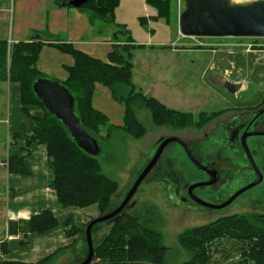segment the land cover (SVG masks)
<instances>
[{
  "label": "rangeland",
  "instance_id": "rangeland-1",
  "mask_svg": "<svg viewBox=\"0 0 264 264\" xmlns=\"http://www.w3.org/2000/svg\"><path fill=\"white\" fill-rule=\"evenodd\" d=\"M120 1L117 15L121 20L126 19L127 28L136 40L145 41L148 36L156 35L153 39L166 44L171 39L173 29L177 34L176 42L164 47L171 48L175 53L164 51L158 53L157 60H153V55H139L138 52L141 51H137L134 52L132 61L133 70L137 73V89L157 99L167 108L181 113V119L174 126H158L152 121L150 111L141 108L137 118L139 117L147 131L142 138L134 139L123 130H111V135L108 129L98 131L96 135L102 146V153L97 159L102 172L118 182L111 206L127 190L133 174L145 164L161 138L178 137L190 144L198 143L204 140L206 134L215 132L220 121L226 122L234 114L264 107V39L184 37L179 32V17L186 7L184 0H167L164 13L169 18L158 19L159 21L147 18V25L141 26L139 18L158 14L155 7L147 0ZM0 3L8 6L10 1L0 0ZM159 6L162 9L163 4ZM88 10L99 28L113 25L109 23L110 9L103 16L107 19ZM114 34L117 36V29H114ZM118 37V41L123 43L121 45L132 47L126 33H120ZM40 75L48 78L41 72ZM221 78L249 82L250 88L243 94V98H236L218 85ZM10 89L9 83L0 81V119H7L9 110L15 111V101ZM0 130H6L5 125L4 129L0 125ZM5 145L4 138L0 140V157ZM218 165L222 170L228 168L226 163ZM184 166L185 160L180 158L173 165L172 171L149 175L125 211L128 218H136L142 227L159 233V241L166 248L161 264H255L258 259L252 254V247L239 240L229 239L225 234L220 238H213L204 247L187 243L193 238L197 242L206 235L209 236L213 232L210 226H222L226 218L237 217L230 222L235 224L240 221L239 223L247 226L225 227L228 232L238 234L246 228L263 231L264 212L254 210L250 200H240L242 202L239 206L225 215L185 211L171 205L162 179L174 174L192 181L187 178ZM195 178L199 177L195 175ZM88 221L90 220L85 223ZM112 224L106 225L94 235L95 243L109 233ZM70 260L68 257L49 264H72ZM93 264H106V261L97 259Z\"/></svg>",
  "mask_w": 264,
  "mask_h": 264
},
{
  "label": "trees",
  "instance_id": "trees-1",
  "mask_svg": "<svg viewBox=\"0 0 264 264\" xmlns=\"http://www.w3.org/2000/svg\"><path fill=\"white\" fill-rule=\"evenodd\" d=\"M53 2L59 7H72L63 5L68 0H53ZM147 2L153 5L158 12L149 19L157 21L169 18L164 13L167 0H147ZM162 4L161 9L159 5ZM119 6L120 0H89L79 9L89 13L91 12L88 9H91L103 19H107L106 16L105 18L103 16L106 10L110 9L111 20L109 23L114 24L115 12ZM146 21V17L139 18L141 26L145 25ZM120 33H126L132 42L128 30L117 29L116 38H119ZM38 39L34 37L29 42L9 44L7 40L0 38V81H10L20 85L21 103L24 106L22 110L33 132L28 144L39 142L47 146L48 165L53 173L51 188L56 191L60 206L62 208H84L96 204L100 210V216H102L109 211L112 197L118 189V182L102 172L97 157L84 152L68 134L63 123L52 116L34 94L33 83L43 77L37 68V62L45 44ZM130 44H132L130 48L121 44L115 46L109 55L112 64H106L70 47L56 45L75 59L74 66L67 68L69 73L67 81L61 83L74 96L76 114L86 131L97 140L96 134L102 128L110 130L109 135H111V130L115 129L109 125L106 116L96 111L92 106V97L97 82L109 88L114 99L125 107L122 129L134 139L142 138L147 132L146 127L137 118V111L141 108L150 111L152 121L158 126L166 124L174 126V123L181 119V113L167 108L157 99L147 96L137 89L133 79L132 59L138 47L133 43ZM31 105L40 107L44 114L42 116L31 115L27 109V106ZM24 160V155L10 157L9 171L26 174ZM235 218L237 217L232 219ZM232 219H224L222 226L214 228L210 226L213 232L209 236L206 235L197 242H194L196 240L193 238L187 243L204 247L213 238H220L225 234L224 236L229 239L239 240L251 246L252 254L258 259L255 264H264V230L246 228L238 234L228 232L225 227L246 226L244 223H239L240 221L235 224L230 222ZM90 221L80 223L74 217L67 218L63 223L66 236L68 238L76 237L77 240L82 239ZM58 223L52 212L44 211L29 220L28 229L32 233L44 234L57 227ZM159 239V233L151 228L142 227L136 218H128L125 213L112 224L109 233L102 240L98 243L94 241L93 262L102 259L106 261V264H161L166 248ZM0 253L6 256L8 253L6 244H0ZM52 256L53 254L35 264H49ZM0 263L12 264L4 259H0Z\"/></svg>",
  "mask_w": 264,
  "mask_h": 264
},
{
  "label": "crops",
  "instance_id": "crops-1",
  "mask_svg": "<svg viewBox=\"0 0 264 264\" xmlns=\"http://www.w3.org/2000/svg\"><path fill=\"white\" fill-rule=\"evenodd\" d=\"M9 1L8 6L0 3V38L7 40L9 44L39 38L45 45L40 53L38 70L44 76L60 82L67 81V68L74 66L75 59L56 45L70 47L106 64H112L109 55L115 46L123 44L116 38L114 29H126L131 35L126 19L121 20L117 12L115 23L101 29L89 12L74 7H59L53 0ZM152 16L154 15L146 18ZM155 36L138 41L131 35V43L138 47L135 52L141 51L138 52L139 55L151 54L153 60H157L158 53L164 51L175 53L171 48H164L176 42L178 36L174 29L166 44L153 39ZM133 79L136 84L138 80L135 69ZM6 83L11 88L15 111L9 110L7 119H0L2 128L4 129V125L6 127V130H0V140L6 139L0 162L7 164H0V244H6L8 249L4 260L12 264H35L53 254L50 263L68 257L72 264L80 263L85 256V248L81 239L66 236L63 223L69 217L85 223L86 220L100 217V210L96 204L84 208L60 206L57 193L51 188L53 173L48 165L47 146L39 142L28 144L33 132L22 110L24 106L21 103L20 85L10 81ZM92 106L106 116L109 125L116 130H123L125 107L114 99L109 88L96 84ZM27 109L33 116L44 114L36 105L27 106ZM138 113L139 110L137 116ZM20 155L25 156L27 173H11L8 168L9 159ZM44 211L54 214L59 222L58 226L44 234L30 232L29 220Z\"/></svg>",
  "mask_w": 264,
  "mask_h": 264
},
{
  "label": "water",
  "instance_id": "water-1",
  "mask_svg": "<svg viewBox=\"0 0 264 264\" xmlns=\"http://www.w3.org/2000/svg\"><path fill=\"white\" fill-rule=\"evenodd\" d=\"M89 0H68L63 5L81 8ZM185 10L179 17V32L184 37L205 38H236V39H264V0H184ZM219 86L228 94L239 98L249 88V82L235 81L221 78ZM33 92L44 105L46 110L63 123L68 134L77 145L91 156L97 157L102 153L100 142L86 131L80 118L76 114V101L69 90L60 82L52 78H39L33 83ZM257 136H264L260 133ZM177 144L183 151L184 160L193 165L197 171L192 175L199 178L188 189L190 198L205 208H214L228 212L235 208L240 200L251 198L253 203L264 201V173L258 168L252 154L250 142L242 138L241 147L248 163L252 166V175H240L239 179L225 189L226 197L216 205L207 202L193 192L202 188H211L217 183L218 175L209 170L193 156L190 147L178 137L161 138L155 145L151 156L145 164L134 173L127 190L123 193L109 211L87 225L81 242L85 248V256L80 263L92 264L95 254L94 235L106 225L112 224L125 214L126 208L136 195L139 187L149 175L158 172V163L168 145ZM264 159V150L260 155ZM261 169L264 163L260 165ZM193 168V167H192ZM202 172L209 180H205ZM218 194V193H216ZM214 197L215 193L213 194ZM220 200V199H219ZM257 205V204H256ZM1 264V263H0ZM76 264V263H73Z\"/></svg>",
  "mask_w": 264,
  "mask_h": 264
},
{
  "label": "flooded vegetation",
  "instance_id": "flooded-vegetation-1",
  "mask_svg": "<svg viewBox=\"0 0 264 264\" xmlns=\"http://www.w3.org/2000/svg\"><path fill=\"white\" fill-rule=\"evenodd\" d=\"M240 97L243 98L244 95ZM260 133H264V107L252 112L234 114L226 122L220 121L217 130L212 134H206L204 140L201 142L190 144L181 139L190 147L196 160L208 167L209 170L215 171V175H218L217 183L211 188H202L193 193L207 202L218 205L221 203V200L226 197L225 189L227 186L230 187L233 185V183L239 179L240 175H252L254 173L241 147L243 137H246V140L250 142L252 154L256 159L258 168L264 173V167H262V169L260 167L261 163H264V159H261L260 156L264 150V136H257ZM182 157H185V155L183 149L179 145H168L158 163L160 167L155 175L165 170L172 171L173 165ZM218 163H226L228 168L222 170ZM184 167H186L185 171L187 178L192 181H188L186 178L174 174L169 175L165 180L162 179L165 185L164 190L167 191L169 195L171 205L177 206L185 211H202L211 214L225 215L236 209L243 200H250L254 210L264 212V201L258 202L257 200L256 203H253L251 198H244L242 201H239L237 206L228 212L202 207L200 204L193 201L188 194V189L191 184L194 183L195 179L192 174L199 171L186 160ZM200 173L205 180H209L205 174L202 172ZM214 193L216 197H214Z\"/></svg>",
  "mask_w": 264,
  "mask_h": 264
},
{
  "label": "built area",
  "instance_id": "built-area-1",
  "mask_svg": "<svg viewBox=\"0 0 264 264\" xmlns=\"http://www.w3.org/2000/svg\"><path fill=\"white\" fill-rule=\"evenodd\" d=\"M0 164L1 165H7L6 162H0ZM4 258H5V256L2 253H0V259H4Z\"/></svg>",
  "mask_w": 264,
  "mask_h": 264
},
{
  "label": "bare ground",
  "instance_id": "bare-ground-1",
  "mask_svg": "<svg viewBox=\"0 0 264 264\" xmlns=\"http://www.w3.org/2000/svg\"><path fill=\"white\" fill-rule=\"evenodd\" d=\"M199 38V37H198ZM236 59V58H235ZM254 59V58H253ZM238 60H239V58H238ZM253 61V60H252ZM237 62H239V61H237ZM254 62V61H253Z\"/></svg>",
  "mask_w": 264,
  "mask_h": 264
}]
</instances>
